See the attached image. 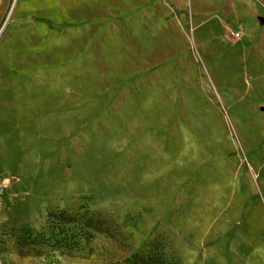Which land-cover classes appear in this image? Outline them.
Wrapping results in <instances>:
<instances>
[{
    "label": "rangeland",
    "instance_id": "374dc122",
    "mask_svg": "<svg viewBox=\"0 0 264 264\" xmlns=\"http://www.w3.org/2000/svg\"><path fill=\"white\" fill-rule=\"evenodd\" d=\"M17 2L0 21V264H264V0H23L12 21ZM58 207L98 209L115 235L21 254Z\"/></svg>",
    "mask_w": 264,
    "mask_h": 264
},
{
    "label": "trees",
    "instance_id": "16d2710c",
    "mask_svg": "<svg viewBox=\"0 0 264 264\" xmlns=\"http://www.w3.org/2000/svg\"><path fill=\"white\" fill-rule=\"evenodd\" d=\"M50 233L34 231L20 233L17 248L21 254H43L58 250L73 254L91 250V238L96 233L115 235L109 218L98 209L80 210L58 207L46 214ZM134 264H163L158 256L153 259L139 253H133Z\"/></svg>",
    "mask_w": 264,
    "mask_h": 264
},
{
    "label": "crops",
    "instance_id": "0c3cea01",
    "mask_svg": "<svg viewBox=\"0 0 264 264\" xmlns=\"http://www.w3.org/2000/svg\"><path fill=\"white\" fill-rule=\"evenodd\" d=\"M79 1V0H78ZM83 4L85 5H89L90 3L93 4V3H97V2H100V1H106L107 2V8L109 9V3H110V0H80ZM9 2L10 0H0V21L2 20V18L4 17L5 13L7 12V7L9 5ZM37 0H31L30 4H29V7L31 9H35V7L37 6H40L39 3H37ZM17 5H15L14 9H13V12L12 14L10 15V20H17L18 18V11H19V8L22 7L23 5V0H19V2L16 3ZM42 6H48V4H42ZM46 10V9H45ZM52 19H54V16L50 13V12H46L44 13V16H43V21L45 22H50L52 21ZM12 32H9V45L7 47V50L5 52H8V51H13L12 48H11V39H12Z\"/></svg>",
    "mask_w": 264,
    "mask_h": 264
}]
</instances>
